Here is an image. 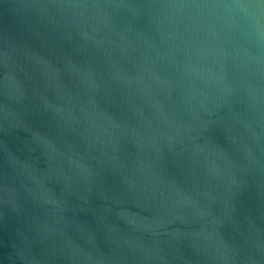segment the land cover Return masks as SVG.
I'll return each mask as SVG.
<instances>
[{
    "label": "water",
    "instance_id": "obj_1",
    "mask_svg": "<svg viewBox=\"0 0 264 264\" xmlns=\"http://www.w3.org/2000/svg\"><path fill=\"white\" fill-rule=\"evenodd\" d=\"M0 264H264V0H0Z\"/></svg>",
    "mask_w": 264,
    "mask_h": 264
}]
</instances>
